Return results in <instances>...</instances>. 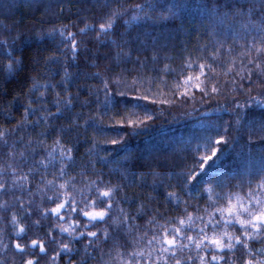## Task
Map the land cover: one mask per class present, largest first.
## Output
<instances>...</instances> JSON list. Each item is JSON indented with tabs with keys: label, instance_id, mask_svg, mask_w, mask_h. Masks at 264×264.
<instances>
[{
	"label": "snow or ice",
	"instance_id": "snow-or-ice-1",
	"mask_svg": "<svg viewBox=\"0 0 264 264\" xmlns=\"http://www.w3.org/2000/svg\"><path fill=\"white\" fill-rule=\"evenodd\" d=\"M92 7L96 20L78 32L62 25L34 35L41 44L55 43L44 67L51 79L62 72L60 79L42 86L32 80L21 93L26 102L16 123L12 103L0 106V264H56L64 256L67 264H264V0H201L197 7L215 22L206 26L207 43L195 50V60L190 55L176 67L162 68L158 51L149 55L145 40L137 35L136 47L128 29H120L133 22L165 24L189 5L174 3L158 11L161 6L151 0H96ZM59 11H65L62 2ZM19 38L0 39V56L7 59L0 62V73L6 78L29 69L23 53L16 54ZM100 45L116 49V59L111 51L103 56L93 51ZM82 51L86 66L99 71L81 74ZM101 59L109 62L101 67ZM142 75L165 87L172 81L174 99L184 103H196L197 95L201 104L225 98L218 107L228 119L212 124L215 139L209 135L202 144L173 150L172 166L157 165L159 171L128 147L129 138L160 115L155 99L148 103L152 90L143 87ZM89 79L97 83L84 94ZM50 92L55 93L51 101ZM41 124L44 131L36 132ZM81 140L90 144L83 159L76 155ZM201 148L210 155L198 156ZM229 150L239 158L240 170L232 174L221 167L208 174ZM130 188L138 191L130 195ZM161 195L164 206L153 207ZM50 250L54 255L45 261Z\"/></svg>",
	"mask_w": 264,
	"mask_h": 264
},
{
	"label": "trees",
	"instance_id": "trees-1",
	"mask_svg": "<svg viewBox=\"0 0 264 264\" xmlns=\"http://www.w3.org/2000/svg\"><path fill=\"white\" fill-rule=\"evenodd\" d=\"M61 2L65 8L63 13H60ZM128 4L137 3H147L149 0H127ZM155 5L161 6L158 11H165L169 4L183 3L189 5L180 10L176 17L169 20L165 24H152V23H136L133 22L132 25L122 26L120 30L127 28L133 37V43L136 47H139V41L135 39L139 35L140 40H145L147 43L145 48L149 55L153 51H158L160 56V64L158 67L162 68L164 64H170L172 67H176L182 61L187 60L191 55L193 60L196 59L198 53L195 51L199 45L206 44L208 37L205 35L206 26L214 24L215 22L206 17V13L197 7L201 3V0H151ZM239 3H245L246 0H238ZM96 3V0H0V39L12 40L14 37L19 36L20 38L16 40V46L18 47L19 55L23 53V58L25 64L29 66V69L15 74L14 76H8L7 78L3 73H0V106H6L12 103L13 106V121L16 123L20 120L22 114V104L25 103V98L21 95L22 92H26L31 86V81L35 80L38 85L42 86L46 82L55 83L60 79V75L55 76V79H51L49 74L45 71L44 67V57L54 54V49L56 47L52 40H47L43 44L34 39V35L40 31L48 32L53 27L59 29L62 25H67L68 31L78 32V30L84 27V24H92L98 15L96 9L92 7ZM51 5V8L48 7ZM86 9L82 11L81 9ZM55 13V15H53ZM132 13H129L131 16ZM11 29L9 32L8 30ZM95 33H88V38H94ZM58 39V37H57ZM62 47V45L60 46ZM93 51H97L101 56L105 53L111 51L112 60L116 59V49H108L103 45L98 48H93ZM86 53L81 52L78 58V64L80 66L81 74L84 73H94L100 69L96 67H88L85 61ZM133 58L136 56V52H133ZM141 56L143 57V50L141 51ZM39 61V63H37ZM0 62L7 63L6 57L0 56ZM61 62L63 58L61 57ZM109 61L101 59V67L105 66ZM52 67V66H50ZM143 87L151 88L152 94L150 95L148 103H151L154 98L156 101L155 108L158 113H160L159 118L155 121H149V127L141 131L139 134H133L129 138L128 147L131 151H135L141 154L142 162L146 165H150L157 171L160 167H171L174 160L175 153H180L182 149L191 145L195 146L197 142L203 143V138L212 135L215 139V134L210 131L212 124L218 123V118L223 117L228 119V116L219 109L218 105L224 103V97L214 98L212 100H207L203 104L200 103L199 95H197L196 103L189 101L188 103L182 102L177 96L175 99L173 93L170 90L173 82L169 81L168 87L159 81L155 83H150V78L148 75H142ZM76 83H84L83 80H78ZM97 81L89 79L85 88L81 89V92L86 94L87 86L96 84ZM221 86L223 87L226 83V78H220ZM40 91L43 88L40 87ZM72 92H76V88L72 87ZM191 91V90H190ZM227 92V88H225ZM39 94V93H37ZM19 96V100L13 101V97ZM55 96L54 92H50L48 95V100L51 101ZM83 98V96H82ZM161 101H167L168 103L161 104ZM128 102V101H126ZM55 111V108L52 109ZM75 112H80V108H75ZM87 111L86 109L84 110ZM256 112L260 109L256 108ZM258 119V117H257ZM59 123H63L60 121ZM0 124L3 121L0 120ZM7 126V125H5ZM45 129V125L41 124L36 132H42ZM33 138H35L36 133H31ZM92 133L89 132V136ZM115 133H109L108 136H114ZM55 135L47 139L49 145L53 144L55 140ZM99 139V137H98ZM245 139L247 137L245 136ZM71 146V145H68ZM109 149L114 150V146L106 145ZM90 144L81 140L79 142V152L76 154L78 158L83 159L87 156V149ZM175 150V153L174 151ZM259 146H257V151ZM115 154V151H114ZM210 152L205 153L204 149L197 153L198 156H202ZM238 157L231 150L223 152L220 154V160L213 164V168L209 169L210 175L218 174V171L214 169L223 168L229 170L232 174H235L240 169L238 168ZM178 163L179 161L176 160ZM212 162L210 161L209 164ZM159 165L160 167H157ZM99 167V165H97ZM78 171V170H77ZM108 169L105 168L107 173ZM144 171H148L145 167ZM94 178V177H92ZM48 179H52L51 176ZM149 183H151L152 177H147ZM35 188V186H33ZM43 189V186H41ZM81 185H77L79 190ZM171 190V189H169ZM131 195L138 191L135 188H130L127 190ZM158 191L163 192V189ZM69 193L68 195H71ZM156 196V193L152 194ZM47 196H53V192L48 191ZM187 199V197H182ZM37 203L40 202V196H36ZM193 205L197 201H191ZM201 208V214L203 209L206 207L205 201L201 200L198 202ZM54 205H48L52 207ZM164 206L163 196H159L153 201V207ZM127 207V206H125ZM183 205H181V208ZM135 211V209H132ZM192 211V208H189ZM211 211V209H209ZM35 219V217L33 218ZM144 220L139 221L144 223ZM20 222L23 223V218H20ZM163 222V221H161ZM64 226H67L66 224ZM11 226H9L10 230ZM95 230V229H93ZM47 229L42 230L39 234L43 235ZM36 238V236H32ZM5 242H7L5 238ZM257 247L259 245H256ZM51 245L50 248H54ZM83 253V248L81 245H76ZM107 251V248H105ZM54 255L53 251H49L48 256L45 257V261L48 257ZM67 257L64 256L62 259L57 258L56 264H67ZM79 260V257H75ZM107 259V256H105ZM89 264H97L96 260H90Z\"/></svg>",
	"mask_w": 264,
	"mask_h": 264
}]
</instances>
